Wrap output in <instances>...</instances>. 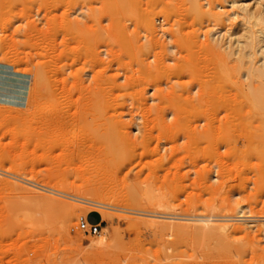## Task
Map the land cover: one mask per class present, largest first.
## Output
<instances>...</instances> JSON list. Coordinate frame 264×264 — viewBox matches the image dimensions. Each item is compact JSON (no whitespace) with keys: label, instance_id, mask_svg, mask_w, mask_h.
<instances>
[{"label":"rangeland","instance_id":"obj_1","mask_svg":"<svg viewBox=\"0 0 264 264\" xmlns=\"http://www.w3.org/2000/svg\"><path fill=\"white\" fill-rule=\"evenodd\" d=\"M260 16L264 0H0V91L41 84L0 104V264H262ZM76 172L105 189L97 236L78 229L95 207L58 191Z\"/></svg>","mask_w":264,"mask_h":264},{"label":"bare ground","instance_id":"obj_2","mask_svg":"<svg viewBox=\"0 0 264 264\" xmlns=\"http://www.w3.org/2000/svg\"><path fill=\"white\" fill-rule=\"evenodd\" d=\"M235 5H236V3L235 2H230L229 3V7H235ZM248 6L245 4L242 8H241V10L243 11V13L244 14H246L247 15V17L245 18V19H251V18H254V15L253 14H251V13H249L248 12ZM239 16L237 15H233V18L234 19H237ZM232 18V19H233ZM233 19V20H234ZM257 20L256 21H261V22H263L264 21V17L263 16H260V17H257L256 18ZM261 33V35H263L264 36V32L263 31H261L260 32ZM219 35H221V34H219ZM222 36H224L223 34H222ZM217 38V39H216ZM221 38L222 37H215V40H217V42H216V45L218 44H220L221 42H219V41H221ZM259 38V37H258ZM251 40H253V39H251ZM249 41V40H248ZM250 42H252V41H250ZM261 42L262 43H264V37H262L261 38ZM217 45V46H218ZM232 45H234V42L232 43ZM248 45V44H247ZM250 46V48H251V46L253 45V44H249ZM223 45L221 44V48H223L222 47ZM230 46H231V44H230ZM235 46V45H234ZM242 45H241V43H240V41H237V47H239L238 49L239 50H237V51H235L234 53H231V51H232V49L233 50H235L233 47H230L229 48V54H228V57H230L231 58V56H233L234 55V57H237V56H241V54L239 53L240 52V47H241ZM228 47L229 46H227V49H228ZM244 47H246V46H244ZM243 47V49L244 50H246L245 48ZM253 48H254V46H253ZM252 48V49H253ZM264 47H262L261 48V51L262 52H264V49H263ZM226 49V48H225ZM224 51V50H223ZM226 51V50H225ZM173 52V51H172ZM227 52H228V50H227ZM231 53V54H230ZM250 53V52H249ZM230 55V56H229ZM261 55H262V53H261ZM226 56H227V54H226ZM163 58V57H162ZM240 58H242V57H239V58H237L238 60L240 59ZM241 60V59H240ZM264 60V59H263ZM159 61V60H158ZM234 61H236L237 62V60L235 59ZM164 62V61H163ZM262 64H263V62H262ZM239 65V64H238ZM262 67H264V65L262 66ZM262 67L260 68V71H259V73L261 74L262 73V71L261 70H263L264 71V69H262ZM252 67H250L249 69V71H251V70H253V69H251ZM256 68V67H255ZM254 68V69H255ZM259 69V68H258ZM257 69V70H258ZM145 71H146V69H144ZM147 70H149V69H147ZM152 70V69H151ZM256 70V71H257ZM144 72V71H143ZM148 72V71H147ZM251 73H253V71H251ZM259 73H255V71H254V74L256 75V74H258L259 75V78H260V76H264V75H260ZM244 74H246V73H244ZM249 76H247V77H250V74H248ZM40 77V76H39ZM39 77L37 76V78L39 79ZM247 77L245 76V78L247 79ZM249 79V81H250V78H248ZM256 79H258V78H256ZM261 79H264V77H262ZM246 81H248V80H246ZM248 81V82H249ZM38 81H36L35 83H34V87L32 88V90L30 89V87L28 86V87H21V88H19L18 90H15V91H17V94L16 93H12V91H0V104H2V105H6V106H12V107H15V108H18V107H24V106H26L27 105V103H28V101L30 100V101H32L33 99H34V97H35V94L37 93V91L39 90L38 89ZM40 84V83H39ZM41 85V84H40ZM23 86H25V85H23ZM180 88V87H179ZM251 88V87H250ZM9 89V88H8ZM10 90V89H9ZM31 90V91H30ZM202 91V90H201ZM205 91V90H204ZM3 92V94H1ZM31 92V93H30ZM162 92V91H161ZM193 93V92H192ZM29 94H31V95H29ZM204 94V93H203ZM254 96H256V95H254ZM30 97V98H29ZM144 97V96H143ZM169 97V96H168ZM16 98V99H15ZM142 98V97H141ZM13 99H15V102L13 101ZM197 99V98H196ZM190 102V101H189ZM142 103V102H141ZM154 103H156V102H154ZM165 104V103H164ZM193 104V103H192ZM169 105H171V104H169ZM191 105V104H190ZM157 107H158V105H157ZM197 106H195V108H196ZM196 110V109H195ZM147 111V110H146ZM147 116V115H146ZM173 117V116H172ZM151 120V119H150ZM152 120H154V119H152ZM161 120V119H160ZM130 123V122H129ZM156 124V123H155ZM151 125H152V123H151ZM173 125H175V122H174V124ZM176 125H178V124H176ZM213 125V124H212ZM130 126V125H129ZM157 126V125H156ZM140 127V126H139ZM135 135V134H134ZM86 171V169H81V172H85ZM81 172H76V174H75V176L77 177L76 179H79L80 181H81V183L79 184V185H75V182H73L72 184L70 183H67V184H69V185H63L62 187H61V190H59L60 189V187H58L59 189H58V191H61V192H63V191H65V190H67V188H69V186H70V188L71 189H74V190H76V192L78 193V195L77 196H79V200H76V201H78L79 203H82V204H85V205H90V206H92V207H95V208H91V209H93L92 211H94V212H97V213H99V214H101L102 215V218H103V220L104 221H106L108 218H109V213H110V211L108 212V207H105V206H102L101 204H97V203H101V202H103V201H101L102 200V195H103V192L105 191V189L103 188V187H101L100 185H97L96 183H95V181L93 180V179H91V178H84L83 177V175L81 174ZM69 180V179H68ZM70 182V181H69ZM66 184V183H65ZM68 186V187H67ZM37 186H35V188H36ZM55 188H57V187H55ZM54 189V188H53ZM57 191V189H54V191ZM104 190V191H103ZM42 191V190H41ZM54 191H52V189L51 190H45V192H48V193H51V194H54V195H56L57 194V192H54ZM68 191V190H67ZM69 191H71V190H69ZM65 193V192H64ZM60 195V194H59ZM151 195V194H150ZM150 195H149V197H150ZM42 197H44V199H45V202H46V205L49 207V208H57V207H59L60 205L58 204V203H55L54 201H53V199H51V198H48V197H45V196H42ZM116 197V196H115ZM92 198H94V200H96V198H98L99 200L98 201H96V203H93V202H95ZM117 198H119V197H117ZM152 198H154V196L152 197ZM111 199V198H110ZM109 199V200H110ZM122 199V198H121ZM148 199V198H147ZM106 200V199H105ZM87 201H92V203L91 202H87ZM115 201H117V200H115ZM118 201H120V200H118ZM76 203V202H75ZM119 204V203H118ZM47 207V208H48ZM88 208H89V206H88ZM164 208V207H163ZM112 209V208H111ZM125 209H129L130 210V206H127ZM240 214H243V212H244V209H240V211H238ZM240 214H238V215H240ZM251 215V214H250ZM250 215H245V216H247V217H245L244 215H240V218H243L244 217V219L246 218H248L249 219V217H251ZM181 216V215H180ZM111 218V217H110ZM159 218V217H158ZM163 218H165V217H163ZM252 218H254V217H251V219ZM176 219V218H175ZM189 219H191V218H189ZM244 219H242V221H244ZM200 220L201 219H199V222H200ZM163 221V220H162ZM202 221V220H201ZM204 221V220H203ZM219 221V220H218ZM224 221V220H223ZM222 221V222H223ZM241 221V220H240ZM248 221H254V220H245V222L247 223ZM182 223H183V221H182ZM204 223H205V221H204ZM248 223H250V222H248ZM202 223H200V225H201ZM223 224V223H222ZM206 225H209V224H206ZM248 225H251V224H248ZM225 226H227V225H225ZM209 227V226H208ZM206 228H207V226H206ZM220 228V227H219ZM227 228H228V230H229V227L227 226ZM227 228L226 227H221L220 229H222L223 230V232H226L225 230H227ZM230 228H231V226H230ZM251 228V227H250ZM201 229V228H200ZM210 232H211V228H207ZM219 229V230H220ZM233 229V228H232ZM238 227L235 229L236 231H238V230H240V229H238ZM242 229H244L245 231H246V228H243L242 226H241V231H242ZM248 229H249V227H248ZM259 229V228H258ZM261 229V228H260ZM259 229V230H260ZM213 230V229H212ZM217 229H215V231H216ZM243 230V231H244ZM214 231V230H213ZM262 232H263V230H261ZM210 232H208L209 234H210ZM219 232H221V231H219ZM227 232H229V231H227ZM231 232H234V231H231ZM230 232V233H231ZM217 233V232H216ZM222 233V232H221ZM247 232H245V234H246ZM223 235H225V234H223ZM227 235H231V234H227ZM251 235V234H250ZM261 235V234H260ZM211 236V235H210ZM221 236V235H220ZM219 236V237H220ZM235 237V236H234ZM248 237V236H247ZM225 238V237H224ZM251 237L249 236V239H250ZM254 238H256V237H254ZM253 238V239H254ZM246 239V238H245ZM251 240V239H250ZM217 241H219V240H217ZM222 241V240H221ZM255 241V240H254ZM253 241V242H254ZM257 241V240H256ZM255 241V242H256ZM253 242H251V243H253ZM260 242V241H259ZM219 243H221V242H219ZM224 244H226V243H224ZM253 244H255V243H253ZM249 246V245H248ZM227 248V247H226ZM249 248V247H248ZM252 248V247H251ZM247 249V248H246ZM243 250H241V251H239V252H242ZM256 254V253H255ZM260 254H262V253H260ZM260 258L261 257H263V254H262V256H259ZM256 258V257H255ZM262 260H264V259H262ZM248 264V263H247ZM262 264H264V262L262 263Z\"/></svg>","mask_w":264,"mask_h":264},{"label":"built area","instance_id":"obj_3","mask_svg":"<svg viewBox=\"0 0 264 264\" xmlns=\"http://www.w3.org/2000/svg\"><path fill=\"white\" fill-rule=\"evenodd\" d=\"M215 177L217 178V173H215ZM204 220H209L207 218H204ZM103 222L101 221L100 223H91L87 218H80L79 224H78V229L88 235L91 236H97L99 235L102 230H103Z\"/></svg>","mask_w":264,"mask_h":264},{"label":"crops","instance_id":"obj_4","mask_svg":"<svg viewBox=\"0 0 264 264\" xmlns=\"http://www.w3.org/2000/svg\"><path fill=\"white\" fill-rule=\"evenodd\" d=\"M93 214H96V215H98L99 216V221L97 222V223H100L101 221H103V218H102V216L99 214V213H93ZM91 216L92 215H90V216H88V220H89V222H91ZM91 223H95V222H91Z\"/></svg>","mask_w":264,"mask_h":264}]
</instances>
